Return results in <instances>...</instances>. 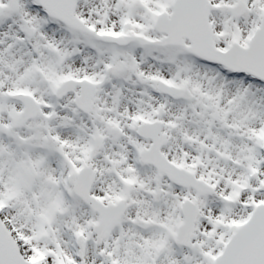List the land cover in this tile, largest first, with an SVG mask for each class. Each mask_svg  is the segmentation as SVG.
<instances>
[{
    "label": "snow or ice",
    "instance_id": "snow-or-ice-1",
    "mask_svg": "<svg viewBox=\"0 0 264 264\" xmlns=\"http://www.w3.org/2000/svg\"><path fill=\"white\" fill-rule=\"evenodd\" d=\"M0 264H264V0H0Z\"/></svg>",
    "mask_w": 264,
    "mask_h": 264
}]
</instances>
